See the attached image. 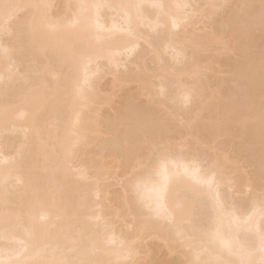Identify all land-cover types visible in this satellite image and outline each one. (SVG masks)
I'll use <instances>...</instances> for the list:
<instances>
[{
	"label": "bare ground",
	"instance_id": "obj_1",
	"mask_svg": "<svg viewBox=\"0 0 264 264\" xmlns=\"http://www.w3.org/2000/svg\"><path fill=\"white\" fill-rule=\"evenodd\" d=\"M164 250L264 264V0H0V264Z\"/></svg>",
	"mask_w": 264,
	"mask_h": 264
},
{
	"label": "rangeland",
	"instance_id": "obj_2",
	"mask_svg": "<svg viewBox=\"0 0 264 264\" xmlns=\"http://www.w3.org/2000/svg\"><path fill=\"white\" fill-rule=\"evenodd\" d=\"M202 25V24H201ZM201 25H198L197 26V28H201ZM200 26V27H199ZM202 27H203V25H202ZM107 79V78H106ZM105 79V81L103 80V82H102V84H103V88H105L106 87V83L107 82H111V78L109 77L107 80ZM110 84L111 83H108L107 85H109L110 86ZM105 86V87H104ZM128 88L127 89H125V91H127L128 89H129V87H132V86H127ZM107 88H109V87H107ZM106 88V89H107ZM124 92V91H123ZM122 92V93H123ZM121 95H123V94H120L119 96H121ZM121 98H122V96H121ZM120 99V98H119ZM119 99H117V101H119ZM122 99H120V101H121ZM254 168V167H253ZM253 168L251 169L252 171H253ZM258 168H254V172L252 173L253 175L254 174H256V175H258V172L260 171V169H259V171L257 170ZM250 170V169H249ZM251 171V172H252ZM260 173V172H259ZM251 174V175H252ZM257 179V178H256ZM255 179V180H256ZM259 182V180L257 179L256 180V182ZM120 187V186H119ZM117 188V186H114V187H111L112 188V190L111 191H113V192H116L115 190H114V188L115 189H117V191H119L120 190V188ZM117 221V220H116ZM117 223H118V221H117ZM117 225H119V224H117ZM152 240H149V241H147V244L149 243L150 245H152V246H149V247H153V246H155L154 248H155V250H156V248H157V245H156V243L153 241V242H151ZM154 243V244H153ZM148 244V245H149ZM167 253V252H166ZM165 253V250H164V253H163V251H161V252H159V253H157V255L156 256H158L159 257V255H160V257H159V260L162 258V260L164 261V259H166V260H168L167 258H169L168 256H170V255H168V253L166 254ZM157 257V258H158ZM172 257V258H171ZM170 258H169V262L167 261V263H170V264H179V263H181V264H183V259H182V261L180 262L179 260H181V257H180V259H179V255H175V256H171ZM178 258V259H177ZM171 259H173V260H177V261H170ZM166 260H165V263H166ZM144 262H146V261H142V264H145ZM174 262V263H173ZM175 262H178V263H175Z\"/></svg>",
	"mask_w": 264,
	"mask_h": 264
}]
</instances>
